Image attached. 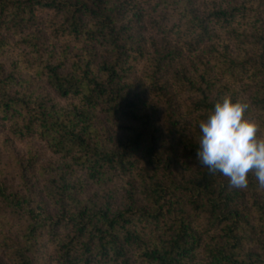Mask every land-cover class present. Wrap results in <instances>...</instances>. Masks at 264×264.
<instances>
[{"label": "trees", "instance_id": "1", "mask_svg": "<svg viewBox=\"0 0 264 264\" xmlns=\"http://www.w3.org/2000/svg\"><path fill=\"white\" fill-rule=\"evenodd\" d=\"M226 93L264 136V0H0V126L57 156L11 153L0 264H264L257 179L196 159Z\"/></svg>", "mask_w": 264, "mask_h": 264}, {"label": "clouds", "instance_id": "2", "mask_svg": "<svg viewBox=\"0 0 264 264\" xmlns=\"http://www.w3.org/2000/svg\"><path fill=\"white\" fill-rule=\"evenodd\" d=\"M249 108L248 102L224 94L199 121L196 159L211 174L227 177L230 188L246 189L253 174L264 190V136L259 122L247 117Z\"/></svg>", "mask_w": 264, "mask_h": 264}, {"label": "rangeland", "instance_id": "3", "mask_svg": "<svg viewBox=\"0 0 264 264\" xmlns=\"http://www.w3.org/2000/svg\"><path fill=\"white\" fill-rule=\"evenodd\" d=\"M145 36L150 35L149 27L143 30ZM55 46L60 48V44L63 43L61 40L53 41ZM75 49H80L79 46H76ZM192 56V55H189ZM7 63L9 58L7 57ZM144 62L140 61L135 65V70L130 74L131 79L137 80L141 83L143 78ZM61 103L64 100H60ZM66 102V101H65ZM15 153L19 156H29L30 153H34L37 156L38 162L46 163L48 161L56 160L55 156L45 145V143L30 138H16L14 137L8 128L0 126V179H3L7 183L15 181L16 171L15 163L11 156V153ZM36 177V176H34ZM34 177L31 179L33 180ZM99 190L98 188L89 187L88 191L90 194Z\"/></svg>", "mask_w": 264, "mask_h": 264}]
</instances>
